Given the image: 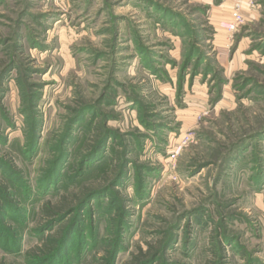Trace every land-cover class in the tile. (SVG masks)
<instances>
[{
  "label": "rangeland",
  "instance_id": "1",
  "mask_svg": "<svg viewBox=\"0 0 264 264\" xmlns=\"http://www.w3.org/2000/svg\"><path fill=\"white\" fill-rule=\"evenodd\" d=\"M1 188L0 264H264V0H0Z\"/></svg>",
  "mask_w": 264,
  "mask_h": 264
},
{
  "label": "trees",
  "instance_id": "2",
  "mask_svg": "<svg viewBox=\"0 0 264 264\" xmlns=\"http://www.w3.org/2000/svg\"><path fill=\"white\" fill-rule=\"evenodd\" d=\"M104 191V193H108L107 195L111 197V203L117 212L119 220L121 219L124 221L127 209L130 207V201L123 198V196L109 194V190ZM99 193L90 191L84 199H78V206L73 210H65L55 205H45L43 207V213L50 218L48 223L54 224L55 227L60 225L63 221L62 219L65 217L74 215L75 220L70 225L64 226L56 236L45 237L42 245L37 248L36 252H29L28 260L30 264H56L63 255H66V252L71 248L72 237L76 232V228H79V226L86 221L85 217H87V215L84 214L86 203L89 202V200L93 201L95 199L94 196L99 195ZM10 202V192L1 188L0 215L3 218L6 213V205ZM90 213L92 214L93 211ZM119 220L117 219V224ZM168 249L169 246L165 247L164 245L161 248L151 247L147 251H142L140 255L134 257L133 262L134 264H170L166 260ZM118 252V245L114 242H108L105 247L106 257L102 259V264H116Z\"/></svg>",
  "mask_w": 264,
  "mask_h": 264
},
{
  "label": "built area",
  "instance_id": "3",
  "mask_svg": "<svg viewBox=\"0 0 264 264\" xmlns=\"http://www.w3.org/2000/svg\"><path fill=\"white\" fill-rule=\"evenodd\" d=\"M240 7H241V5H238V9H236V11L234 12V23H238V22L243 21V17H242L241 11H240ZM234 23L231 24L232 28H234V26H235Z\"/></svg>",
  "mask_w": 264,
  "mask_h": 264
}]
</instances>
